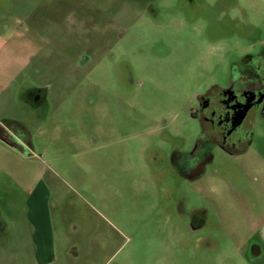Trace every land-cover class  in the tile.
I'll use <instances>...</instances> for the list:
<instances>
[{"label": "rangeland", "instance_id": "rangeland-1", "mask_svg": "<svg viewBox=\"0 0 264 264\" xmlns=\"http://www.w3.org/2000/svg\"><path fill=\"white\" fill-rule=\"evenodd\" d=\"M260 51L264 0H0V264H264V122L192 180L170 166Z\"/></svg>", "mask_w": 264, "mask_h": 264}, {"label": "flooded vegetation", "instance_id": "flooded-vegetation-1", "mask_svg": "<svg viewBox=\"0 0 264 264\" xmlns=\"http://www.w3.org/2000/svg\"><path fill=\"white\" fill-rule=\"evenodd\" d=\"M180 5L179 9L185 11L196 10V5ZM147 12L155 16L157 10L150 4ZM222 53L226 56L230 51L225 49ZM217 68L214 66L211 74L216 73ZM44 94L42 88L29 89L26 102L34 107L41 105ZM197 101L198 110L192 113V118L198 121L199 132L193 147L186 152L173 151L170 157V166L184 180L200 176L204 166L212 162L210 151L198 155L204 147L211 145L229 157L247 153L254 120L258 118L264 122V51L244 54L237 61H230L225 77L197 96ZM203 214L201 211L193 213L191 221L194 231L203 227Z\"/></svg>", "mask_w": 264, "mask_h": 264}]
</instances>
